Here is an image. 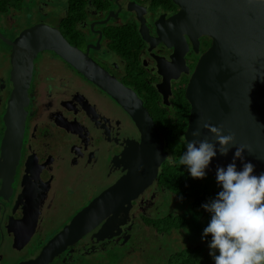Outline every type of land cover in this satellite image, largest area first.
Here are the masks:
<instances>
[{
  "label": "flooded vegetation",
  "instance_id": "1",
  "mask_svg": "<svg viewBox=\"0 0 264 264\" xmlns=\"http://www.w3.org/2000/svg\"><path fill=\"white\" fill-rule=\"evenodd\" d=\"M35 26L46 27L29 32ZM210 42L187 29L174 0H0V256L7 248L13 264L36 258L95 196L142 164L138 121L86 73L121 83L142 101L167 156L137 198L48 264H85L105 253L120 259L180 218L159 217V204L149 216L135 203L152 187L165 188L157 182L171 161L168 147L187 145L185 89ZM64 48L66 56L57 51ZM199 251L187 247L178 263L197 264ZM161 259L153 264H171Z\"/></svg>",
  "mask_w": 264,
  "mask_h": 264
},
{
  "label": "water",
  "instance_id": "2",
  "mask_svg": "<svg viewBox=\"0 0 264 264\" xmlns=\"http://www.w3.org/2000/svg\"><path fill=\"white\" fill-rule=\"evenodd\" d=\"M174 1L181 3L188 30H192L195 36L204 34L211 38L185 89L190 104L185 141L207 140L215 144L216 156L205 169L215 180L218 166L226 168L232 163L240 145L247 146L243 162L255 165L253 174L259 175L264 172V0ZM44 27L35 26L29 32ZM187 33L194 40L191 33ZM19 40L17 37L14 43L17 45ZM57 51L66 56L65 48ZM86 74L113 92L118 102L138 121L145 139L142 164L95 196L44 245L36 258L22 264H48L67 245L97 228L107 216L137 198L152 183L159 165L167 156L163 135L142 101L121 83L114 85L109 79ZM204 123L222 127L224 135L235 134L234 141L228 145L227 155L220 154L215 134L204 128ZM197 128L200 135L193 137L192 131ZM235 164L238 171L242 170L241 159L237 158ZM102 230L97 229L96 235Z\"/></svg>",
  "mask_w": 264,
  "mask_h": 264
},
{
  "label": "clouds",
  "instance_id": "3",
  "mask_svg": "<svg viewBox=\"0 0 264 264\" xmlns=\"http://www.w3.org/2000/svg\"><path fill=\"white\" fill-rule=\"evenodd\" d=\"M203 127L215 134L220 154L227 155L235 134L224 135L222 127L209 123H204ZM199 135V128L192 131L193 137ZM246 147L236 148L233 162L226 168L218 166L216 181L222 190L202 205L211 213L203 237L211 234L209 255L215 264H264V172L254 175L255 165L243 162ZM215 156V144L191 140L187 141L186 151L178 163L186 165L193 178H204L205 169ZM237 158L243 164L240 171L235 164Z\"/></svg>",
  "mask_w": 264,
  "mask_h": 264
},
{
  "label": "rangeland",
  "instance_id": "4",
  "mask_svg": "<svg viewBox=\"0 0 264 264\" xmlns=\"http://www.w3.org/2000/svg\"><path fill=\"white\" fill-rule=\"evenodd\" d=\"M206 180L214 182L211 176H205ZM190 199L183 198L180 195H176L165 188L152 187L144 195H142L135 204L138 205V209L145 212L149 216H153V208L155 205H162L163 208L159 215L163 216V213L179 214L178 226L173 227L166 232L155 233L151 236L149 244L148 238H143L138 243V250H129L125 252L128 254L125 257L118 259L119 255L105 253L102 258L114 260L115 264H153V262H161L168 256V262L171 264H179L178 259L182 258L179 252L183 251L187 247L199 248V253L203 257H200V262L197 264H215L211 255H209L210 249L207 241V237H203V229L210 222L209 214H202L198 217L191 208ZM144 231V230H143ZM151 232L144 231L143 235ZM148 234V235H149ZM203 237V238H202ZM152 246H157L159 250H156ZM160 249H164L160 251ZM218 255V251L216 252ZM14 256H12L7 248H4L2 255L0 256V264H13ZM181 264H187L180 261ZM163 264V263H160Z\"/></svg>",
  "mask_w": 264,
  "mask_h": 264
},
{
  "label": "trees",
  "instance_id": "5",
  "mask_svg": "<svg viewBox=\"0 0 264 264\" xmlns=\"http://www.w3.org/2000/svg\"><path fill=\"white\" fill-rule=\"evenodd\" d=\"M188 104H186L187 112ZM168 150L171 154L170 163H165L162 166L161 172L158 176V185L164 186L167 190L177 195L182 196L183 198L190 199V205L192 210L197 214L201 215L205 210L202 205L209 203L213 200L218 192L222 190L221 186L216 185L214 182H210L205 178H193L190 175L188 167L186 165H179L178 160L186 151V146L179 147H168ZM206 172V171H205ZM207 176H210L206 172ZM214 189V195L211 196V190ZM204 214L211 213L206 210ZM178 226V219L174 221H169L164 228L160 230L167 231L171 228ZM208 240H211V234L206 236ZM82 258L78 259L77 264H82ZM85 264H115L114 260L106 258H98L96 255H90L89 260H85Z\"/></svg>",
  "mask_w": 264,
  "mask_h": 264
}]
</instances>
